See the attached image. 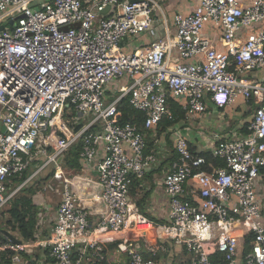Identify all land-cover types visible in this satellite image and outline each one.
Listing matches in <instances>:
<instances>
[{
  "label": "built area",
  "instance_id": "obj_1",
  "mask_svg": "<svg viewBox=\"0 0 264 264\" xmlns=\"http://www.w3.org/2000/svg\"><path fill=\"white\" fill-rule=\"evenodd\" d=\"M159 9L156 0H0V210L20 189L11 179L42 158L36 173L53 165L63 187L49 238L0 244V264H19V251L41 245L57 264H98L112 241L129 264H158L127 246L141 238L185 244L192 264H264V77L256 76L264 69V0H195L169 22ZM143 34L151 41L128 50ZM115 80L118 96L107 104ZM169 95L191 119L208 103L228 107L238 98L254 113L248 135H214L212 156L223 166L178 136V160L163 180L170 221L157 226L131 197L133 177L157 157L146 153L145 132L121 120L119 104L128 97L154 130L173 118ZM81 121L76 131L71 124ZM40 135L46 147L37 158ZM79 141L77 173L58 160ZM145 225L156 231L150 240ZM208 225L216 230H195ZM219 225L228 228L216 233Z\"/></svg>",
  "mask_w": 264,
  "mask_h": 264
},
{
  "label": "crops",
  "instance_id": "obj_2",
  "mask_svg": "<svg viewBox=\"0 0 264 264\" xmlns=\"http://www.w3.org/2000/svg\"><path fill=\"white\" fill-rule=\"evenodd\" d=\"M160 1L164 5V7L160 5L157 1V3L160 6L158 16L160 15L163 16L164 14L167 17L168 22L169 20H172L174 14L178 12L183 14H187L191 12L195 5V0H160ZM163 36H164V32L160 31V37ZM138 40L141 43L142 42L147 43L151 41V38L148 35L143 34ZM262 71H260L259 74L256 76L264 77V69ZM238 99L241 100H238V102L236 101L233 105H231L225 111L222 112L219 110L217 106L211 103L210 104L212 107V109L210 108L212 110V112L210 113L211 115L208 113L209 111L208 109L199 117L193 120L197 121L201 119L204 115L208 116L210 118V121L212 122H222L221 119L223 118L224 119L231 118L232 119L231 123L228 121L222 122V125H224V129L222 130L223 132H221L220 134L216 133L214 135H222L223 137L240 135V133L242 134L241 132L242 127L249 120L248 119L250 116L249 112L251 111L252 104L250 103L251 104L250 105L246 103L242 98H238ZM252 109L254 110L253 107ZM253 113L254 112L252 111V116ZM188 120L191 119L187 117L185 121H181L175 126L168 128L165 132L155 137L154 145H148V148L150 150L149 152L153 151L157 157V160L149 168L146 175L140 179L139 184L134 186L136 195H134V193H132L131 191V197L133 201L138 204L141 212L145 216H147L150 221L154 222L157 226H160L162 224H167L170 221L169 219L170 197L164 189L163 180L165 175L172 170L174 163L178 160L179 154L176 148V139L178 138V136H182L187 139L189 143L190 151L195 155H201V156L205 154L212 155V149L215 146L214 144L216 143V141H213L212 143L210 142L206 144L205 142L203 143L201 140L198 139L194 140L192 137L187 136L188 134L186 133L185 129H184L185 132L182 131V129L183 127L186 126ZM176 130H177V134L175 135V138L172 139L170 133H173ZM153 131H154L153 135L155 136L158 133V130L154 129ZM101 156H102V152L100 153V157ZM208 161H212V160H208ZM91 167L92 168L90 169L91 171L90 174L97 175L95 166L91 165ZM81 172H83V170ZM48 181L52 182L56 180H54L52 177L46 180L47 183ZM56 182L62 185L59 181ZM55 219H56V212L53 216V221H52L53 223L51 225L49 223V226L44 228L46 230V232H44L43 231L44 229H42L43 217L42 214H40V222H39L40 228L35 234V240L32 242H25V243H35V242L44 243L49 238L47 236L50 235L51 233V228L54 225ZM155 232H156L155 229L149 228V231L144 232V235L146 237H149L150 235H153ZM216 233L219 232L217 231ZM198 234L201 235V232H199ZM12 235L15 236V238L20 240L22 243H24L22 241V238L18 237L19 235L17 233L13 232ZM191 235L197 236L196 233ZM191 235H186V237L191 239V237H193ZM106 246H107L106 259L104 261H101L102 263L104 262L103 264H129V257L127 253L118 250L117 241L109 242L106 244ZM127 246L132 249H138V250L141 249L145 257L148 256L155 259L158 262V264H192L193 261L195 260V254L189 251L185 244L179 243L173 239H168L166 242L163 243L160 240H154V241L152 240V242L149 243L147 240L141 238L137 243L128 242ZM39 247H44V246L41 245L35 248H39ZM207 248L210 249L211 245H207ZM33 250L34 247L27 248L26 252H32ZM19 264H27V261L22 260Z\"/></svg>",
  "mask_w": 264,
  "mask_h": 264
},
{
  "label": "trees",
  "instance_id": "obj_3",
  "mask_svg": "<svg viewBox=\"0 0 264 264\" xmlns=\"http://www.w3.org/2000/svg\"><path fill=\"white\" fill-rule=\"evenodd\" d=\"M134 39V38H133ZM136 39V38H135ZM138 40V39H137ZM110 96H118L117 93L108 92ZM168 107L173 114L172 119H168L165 117L157 126L158 133L154 136V131L151 129H145V113L134 109L129 103V98L125 97L119 104V108L123 112V116L121 118L122 121H130L135 123L140 130L145 132V137L147 141L146 153H149L148 145H154V139L159 134L165 132L168 128L175 126L181 121H185L187 119L185 112L181 109V104L179 100L175 97L168 96ZM230 107V106H228ZM228 107H221L219 110L225 111ZM212 109L211 105L207 104L206 110ZM251 111L254 110L251 107ZM249 112V115H252V112ZM253 116H251L244 124L241 129L242 136H246L250 133L248 126L252 120ZM71 126L76 130H80L83 126V121L80 124H71ZM82 143L81 141L73 144L62 156V166L66 169H74L77 173L83 170V162L80 158ZM207 158V160L214 161L217 165L223 166V163L212 157L211 154L203 155ZM214 159V160H213ZM44 159L42 158L40 161H36L37 164H32L29 166L24 172L20 175H16L13 177L15 181V187L13 190L20 187L21 188L9 199V201L4 205L1 209L0 214V242L1 244L10 243L13 244L15 236L12 235L13 232L17 233L22 238V241L32 242L35 240V234L39 230V222H40V214L43 215L46 209L42 206L37 205L35 198L39 192H41V188L39 187V181L49 179L53 176L54 168L50 170V172L42 177V170L36 174H34L38 168L43 164ZM33 175V177L29 180V178ZM39 180V181H38ZM38 182V183H37ZM140 179L137 177H133V181L131 184V191L135 194L134 186L138 185ZM58 207V206H57ZM46 232V230H43ZM12 232V233H11ZM48 235L47 237H49ZM254 238V233L249 232L244 241L243 253H246L251 248V242ZM11 254H14L13 251H10ZM21 256V259L27 261V264H57L56 260L50 254L49 247H39L35 248L32 252H26V250H21L18 252ZM144 255V254H143ZM145 257V256H144ZM212 257L214 259L223 258V255L219 252H215ZM145 258H151L146 256ZM104 263V262H103ZM99 262L98 264H103Z\"/></svg>",
  "mask_w": 264,
  "mask_h": 264
},
{
  "label": "rangeland",
  "instance_id": "obj_4",
  "mask_svg": "<svg viewBox=\"0 0 264 264\" xmlns=\"http://www.w3.org/2000/svg\"><path fill=\"white\" fill-rule=\"evenodd\" d=\"M156 1H158V3L164 7V5L161 3L160 0H156ZM141 45H142V43L139 42V40H137V38H136V39H133L131 41V44L129 46H127V49L128 50H131V49L135 50L136 48L140 47ZM250 76H251V74H250ZM131 83H132V81H130L129 84L131 85ZM120 86H121L120 80H115L110 85L107 86V88H106L107 100H108L107 104L111 103L116 98V96H110V94L108 92L110 91L112 93L113 90L119 88ZM238 100H241V99H238ZM238 100H237V102H238ZM208 104L210 105L211 103H208ZM211 112H212V110L210 109L208 111V113L210 114ZM251 116L252 115H250L249 118ZM213 119H215V118H213ZM231 120H232L231 118L221 119L222 122L228 121L230 123H231ZM187 122L188 123L186 124L185 127H183L182 131H184V129H185L186 133L188 134L187 136L192 137L194 140L195 139L201 140L203 143L205 142L206 144H208L210 142L212 143L213 141H215V138L213 135L216 133L220 134L221 132H223L222 130L224 129V125H222V122H212V121H210V118L206 115H204L201 119H199L197 121H194L193 119H191V120H188ZM176 134H177V130L174 131L173 133H170L171 138L172 139L175 138ZM43 147H46V145L43 143V139L40 135L37 139V144H36V149H35V151L37 152V156H36L37 158H40V156H41L40 150ZM45 161L46 160L44 159V162ZM44 162H43V164L46 163V162L45 163ZM53 167H54L53 165H50L47 168L43 169L42 170V177L46 176L50 172V170L53 169ZM32 177H33V175H32ZM6 184L8 187L10 186L9 182H6ZM38 185L41 188V192H39L37 194L35 201H36L37 205L42 206L46 209V212L44 211V213L42 215V217H43V221H42V227L43 228L42 229H44L45 227L49 226V223H50V225L53 223L52 222L53 216L57 210V206L59 205V202L62 200L63 187H62V185H60L56 181H52V182L48 181V183H47L45 180H40ZM11 187L12 188L15 187V181L13 180V178L11 179ZM0 214H1V210H0ZM43 224H44V226H43ZM147 239L150 240L151 238L147 237ZM0 244H1V242H0ZM240 250H241V248H240Z\"/></svg>",
  "mask_w": 264,
  "mask_h": 264
},
{
  "label": "bare ground",
  "instance_id": "obj_5",
  "mask_svg": "<svg viewBox=\"0 0 264 264\" xmlns=\"http://www.w3.org/2000/svg\"><path fill=\"white\" fill-rule=\"evenodd\" d=\"M212 226H213V225H208V227H206L207 230H205V228H203L202 226H200V227H196L195 230H197V233L202 232V231H205L204 234H208V232H212V231L216 230V229H212ZM144 227H145V228H150L148 225H145ZM227 228H228V227L225 226V225H219L217 231H218L219 233H223V232H225V231L227 230Z\"/></svg>",
  "mask_w": 264,
  "mask_h": 264
},
{
  "label": "water",
  "instance_id": "obj_6",
  "mask_svg": "<svg viewBox=\"0 0 264 264\" xmlns=\"http://www.w3.org/2000/svg\"><path fill=\"white\" fill-rule=\"evenodd\" d=\"M107 10H108V9H106V10L104 11V13H106ZM9 23H10V24H13V23H14V20H11ZM2 29H3V27L1 26V27H0V30H2ZM4 130H5V129H4ZM61 161H62V157L59 158L58 163H61ZM31 178H32V176L29 178V180H30ZM21 186H22V185H21ZM21 186L18 187V189L21 188ZM13 240H14V242L17 243V244H21V243H22V242H21L20 240H18L17 238H13Z\"/></svg>",
  "mask_w": 264,
  "mask_h": 264
}]
</instances>
